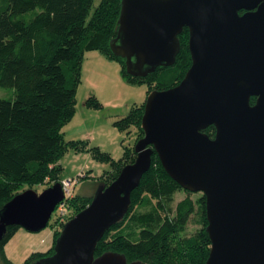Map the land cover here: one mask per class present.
<instances>
[{
	"label": "water",
	"instance_id": "95a60500",
	"mask_svg": "<svg viewBox=\"0 0 264 264\" xmlns=\"http://www.w3.org/2000/svg\"><path fill=\"white\" fill-rule=\"evenodd\" d=\"M185 28L192 64L178 85L148 94L135 161L97 188L54 253L33 264H146L96 249L126 217L155 152L182 188L205 196L206 264H264V0H122L110 47L129 75L147 77L177 62ZM212 125L214 137L205 132ZM65 197L62 182L15 195L0 210V241L13 225L47 227Z\"/></svg>",
	"mask_w": 264,
	"mask_h": 264
},
{
	"label": "trees",
	"instance_id": "16d2710c",
	"mask_svg": "<svg viewBox=\"0 0 264 264\" xmlns=\"http://www.w3.org/2000/svg\"><path fill=\"white\" fill-rule=\"evenodd\" d=\"M96 1L0 0V86L13 89L12 97L0 98V210L25 185H37L47 178L51 184L62 182L60 162L65 152L69 148L76 151L87 148L84 141H67L63 132L76 113L77 90L86 52L100 51L109 59L119 61L124 77L132 83H147L150 87L148 93L178 85L192 64L185 34H181V52L177 62L170 66L176 68L177 74L169 83L161 82L158 72L170 67H159L142 78L129 75L124 59L115 56L110 47L117 34L122 0H100L95 7ZM255 101L256 98L252 97L251 102ZM144 104L134 105L115 125L121 130L136 126L139 137H143ZM86 105L102 106L95 96H90ZM205 132L214 137L215 126H209ZM95 153L97 158L112 164V171L103 175L108 176L107 182L101 180L99 183L106 186L136 158L132 148H126L118 161L98 148ZM178 190L185 189L169 176L155 152L150 170L132 192L129 212L123 221L104 234L97 245L96 256L114 251L124 254L129 262L206 264L211 240L206 230L205 196L197 201L190 195L181 199L176 204L174 217L167 215L163 219L158 211L166 210L165 204L175 200ZM145 193L158 200L157 210L131 218L140 225L136 234L121 231L110 237L130 218ZM92 198L93 195L67 197L65 206L72 211L70 218L86 208ZM197 204L201 207L203 228L183 242V246H174L175 237L185 230L197 211ZM18 228L17 225L10 226L0 241L1 264H15L7 257L5 245ZM60 234L61 230L56 231L51 249L45 253H33L24 264H33L52 255Z\"/></svg>",
	"mask_w": 264,
	"mask_h": 264
},
{
	"label": "rangeland",
	"instance_id": "374dc122",
	"mask_svg": "<svg viewBox=\"0 0 264 264\" xmlns=\"http://www.w3.org/2000/svg\"><path fill=\"white\" fill-rule=\"evenodd\" d=\"M99 3L100 0H97L95 7ZM185 40L188 44V33H185ZM158 74L161 82L169 83L177 74V70L174 67L165 68ZM149 89L147 83L129 82L123 75V68L119 61L109 59L100 51L94 50L85 53L82 62L81 82L77 90L76 113L72 121L63 128L67 141L80 140L87 144V148L81 151L69 148L60 162L62 165L61 178L72 182L70 187L72 197H90L100 186L101 180L107 182L108 176L103 175L111 170L112 164L97 158L96 148L103 153H108L116 161L123 157L126 148L134 150L135 144L140 138L139 129L136 126H131L127 130H121L115 125V122L125 117L134 105L146 102ZM12 95V88L0 86V98H10ZM90 96H95L102 106L98 108L86 105V100ZM51 185L53 184L49 183L47 178L37 185H25L19 192L23 193L27 189H34L41 193ZM188 195L197 201L204 194L202 192L189 194L185 190H178L175 193V200L171 204H165L166 210H158L161 212L162 218L164 219L167 215L174 217L177 202ZM157 206V199L151 198L147 193L143 194L142 200L135 205L130 218L118 231H113L110 237L121 231L136 234L140 225L135 224L131 218L150 214L157 210L155 209ZM68 208H66V222L58 221L59 212L56 210L48 226L40 231L32 232L19 227L5 245L7 257L15 264H24L33 253H45L51 249L54 245L56 231H62L63 225L71 219L72 211ZM196 210L185 230L175 237L174 246H183V242L194 237L203 228L199 204H197Z\"/></svg>",
	"mask_w": 264,
	"mask_h": 264
},
{
	"label": "built area",
	"instance_id": "2783aa9c",
	"mask_svg": "<svg viewBox=\"0 0 264 264\" xmlns=\"http://www.w3.org/2000/svg\"><path fill=\"white\" fill-rule=\"evenodd\" d=\"M62 185H63L64 191H65L66 197H65L64 202L57 206L56 210H58L61 220L65 221V219H66L65 217H66V213H67L66 208H65L66 207L65 204H66L67 197H69L71 195L70 194V187L72 185V182L70 180H63Z\"/></svg>",
	"mask_w": 264,
	"mask_h": 264
},
{
	"label": "flooded vegetation",
	"instance_id": "af4514ba",
	"mask_svg": "<svg viewBox=\"0 0 264 264\" xmlns=\"http://www.w3.org/2000/svg\"><path fill=\"white\" fill-rule=\"evenodd\" d=\"M256 9H257V8H254V9H252L251 11H254V10H256ZM248 11H249V10H247V9H245V8H242V9H240V10L238 11V13H239L240 15H243L244 13H246V12H248ZM185 30H187L188 37H189V29H188V28H185L182 34H185V33H186ZM188 41H189V38H188Z\"/></svg>",
	"mask_w": 264,
	"mask_h": 264
}]
</instances>
